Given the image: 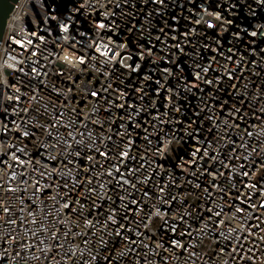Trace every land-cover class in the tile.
<instances>
[{
    "label": "built area",
    "instance_id": "built-area-1",
    "mask_svg": "<svg viewBox=\"0 0 264 264\" xmlns=\"http://www.w3.org/2000/svg\"><path fill=\"white\" fill-rule=\"evenodd\" d=\"M0 264H264V0H17Z\"/></svg>",
    "mask_w": 264,
    "mask_h": 264
},
{
    "label": "water",
    "instance_id": "water-1",
    "mask_svg": "<svg viewBox=\"0 0 264 264\" xmlns=\"http://www.w3.org/2000/svg\"><path fill=\"white\" fill-rule=\"evenodd\" d=\"M17 0H0V41L4 33L7 18ZM55 1V0H51Z\"/></svg>",
    "mask_w": 264,
    "mask_h": 264
},
{
    "label": "snow or ice",
    "instance_id": "snow-or-ice-1",
    "mask_svg": "<svg viewBox=\"0 0 264 264\" xmlns=\"http://www.w3.org/2000/svg\"><path fill=\"white\" fill-rule=\"evenodd\" d=\"M93 96H96L97 93H92ZM101 155H106L105 153H101ZM126 155V154H125ZM135 203V202H134ZM67 207V205H65Z\"/></svg>",
    "mask_w": 264,
    "mask_h": 264
}]
</instances>
